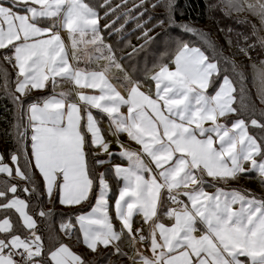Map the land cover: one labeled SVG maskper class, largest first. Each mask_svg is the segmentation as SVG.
Instances as JSON below:
<instances>
[{"label": "snow or ice", "instance_id": "1", "mask_svg": "<svg viewBox=\"0 0 264 264\" xmlns=\"http://www.w3.org/2000/svg\"><path fill=\"white\" fill-rule=\"evenodd\" d=\"M0 102V264H264V0H0Z\"/></svg>", "mask_w": 264, "mask_h": 264}, {"label": "trees", "instance_id": "2", "mask_svg": "<svg viewBox=\"0 0 264 264\" xmlns=\"http://www.w3.org/2000/svg\"><path fill=\"white\" fill-rule=\"evenodd\" d=\"M177 3L180 5L181 10H183L186 14H190L193 17H197L200 11V7L204 3V0H177ZM200 23L206 25V27H210V23L207 17H205V19L202 20ZM205 30H207V28ZM133 38L134 37H132V40ZM133 43H135V40H133ZM5 67L8 68L9 73L12 74L14 78V70L12 69V67L10 65H5ZM2 148L3 146L0 145V151H2Z\"/></svg>", "mask_w": 264, "mask_h": 264}, {"label": "rangeland", "instance_id": "3", "mask_svg": "<svg viewBox=\"0 0 264 264\" xmlns=\"http://www.w3.org/2000/svg\"><path fill=\"white\" fill-rule=\"evenodd\" d=\"M202 26H204L205 27V29L206 28H208V27H206V25H204V24H201ZM210 25V24H209ZM133 40H135V38H133ZM238 59V58H237ZM66 87H68L67 85H62L61 87H58L57 88V91H61V90H63V88H66ZM2 146V145H1ZM113 147H115V145H113ZM132 147H135V145H132ZM240 185L241 186H243V187H247V188H250V189H253V190H256L257 192H259L260 191V189H259V185H258V183L256 182V181H249V180H241L240 182ZM79 250V249H78Z\"/></svg>", "mask_w": 264, "mask_h": 264}]
</instances>
